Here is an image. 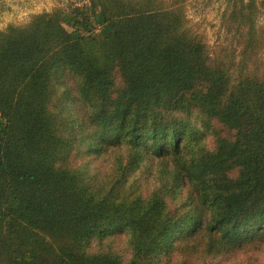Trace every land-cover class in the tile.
Here are the masks:
<instances>
[{"label": "trees", "instance_id": "1", "mask_svg": "<svg viewBox=\"0 0 264 264\" xmlns=\"http://www.w3.org/2000/svg\"><path fill=\"white\" fill-rule=\"evenodd\" d=\"M71 0L0 30V264H214L264 245V0Z\"/></svg>", "mask_w": 264, "mask_h": 264}, {"label": "rangeland", "instance_id": "2", "mask_svg": "<svg viewBox=\"0 0 264 264\" xmlns=\"http://www.w3.org/2000/svg\"><path fill=\"white\" fill-rule=\"evenodd\" d=\"M71 0H0V30L9 25L21 26L33 15L66 7ZM224 9L223 0H190L186 14L210 47H215L222 37L219 29L220 14ZM257 26L264 29V8L257 16ZM214 264H264V245H255L236 251L228 257H220Z\"/></svg>", "mask_w": 264, "mask_h": 264}, {"label": "built area", "instance_id": "3", "mask_svg": "<svg viewBox=\"0 0 264 264\" xmlns=\"http://www.w3.org/2000/svg\"><path fill=\"white\" fill-rule=\"evenodd\" d=\"M79 2H81L80 0H78Z\"/></svg>", "mask_w": 264, "mask_h": 264}]
</instances>
